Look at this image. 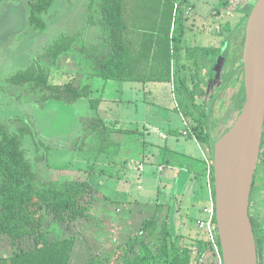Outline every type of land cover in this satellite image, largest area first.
Here are the masks:
<instances>
[{
	"label": "trees",
	"instance_id": "obj_1",
	"mask_svg": "<svg viewBox=\"0 0 264 264\" xmlns=\"http://www.w3.org/2000/svg\"><path fill=\"white\" fill-rule=\"evenodd\" d=\"M5 1L11 0H0V3ZM94 1L91 0L90 9H93ZM54 2L28 1V22L34 29L42 32L48 29L45 14ZM185 2L154 0L152 11L143 8L140 13L145 19H142L143 23L138 21L141 24L138 29L146 31L148 38L143 48L135 51L126 34L128 29L137 26L126 18L133 15L134 19L137 14L133 5L140 3L134 0H102V33L97 45L87 47L88 38L82 34H62L29 67L8 78V82L28 86L35 93H41L38 99L41 107L52 99L73 104L82 98H89L91 108L98 109L101 99L92 97L90 84H83L85 75L106 80H149L153 78L150 77L152 75L148 77V72L152 74L158 71L157 80L172 82L176 95L183 99L180 104L187 107L186 115L193 120V125H189L190 135L201 143L213 145L210 134L212 126L209 124L208 127L210 114L197 109L200 107L197 100H204L207 89L206 82L199 80L197 74L201 56L193 53L189 58L192 63L181 62ZM153 15L155 17L152 19ZM228 40H224V44ZM244 42L245 37L242 49ZM201 50L207 59L218 54L215 47ZM71 51L78 54L76 76L63 83L52 84L51 63L59 65ZM147 59L159 63V69L155 71L154 68L147 73L144 69H133L142 63L145 65ZM81 123V145L99 152L118 153L120 145H123L119 134L134 133L95 115L81 116ZM27 134L36 135L29 125L20 126L17 132H10L6 125L0 124V234L8 235L12 243L26 240L31 243L29 249L16 251L8 257L0 256V264H213L216 259L223 264L219 234L216 243L208 236L206 242H200L197 258L190 246L177 247L170 226L172 207L165 213L162 203L153 215L143 220L141 232L119 245L116 253L109 255L106 261L93 249L85 251V240L76 226L83 220L91 221L93 203L99 191L88 180L57 181L36 171L23 148ZM43 159L37 157V160ZM211 159V184L215 196L213 154ZM46 216L52 217L49 224ZM57 225L71 232V235L53 237L51 233ZM155 236L158 241L153 245L149 239Z\"/></svg>",
	"mask_w": 264,
	"mask_h": 264
},
{
	"label": "rangeland",
	"instance_id": "obj_2",
	"mask_svg": "<svg viewBox=\"0 0 264 264\" xmlns=\"http://www.w3.org/2000/svg\"><path fill=\"white\" fill-rule=\"evenodd\" d=\"M28 1L11 0L0 3V124L6 125L10 132H17L22 125H29L35 131L36 135L34 137L31 134L25 136L23 148L34 169L46 178L57 181L85 180L84 175L91 172L92 168L88 166L89 169L84 170L85 165L83 166V162L79 160L77 153L83 155L86 150L91 148L86 145L83 147L81 145L82 141L77 135L79 131L83 130L81 115L92 114L87 113L85 108V103L89 105L90 100L85 99L83 104H78L81 101L78 100L73 103L76 105L49 100L44 107H41L38 102L41 93H35L28 86L12 85L8 82V78L19 70L29 67L62 34H82L88 38V41H86L87 47L91 46L92 48L97 45L102 33V0H95L93 9L89 7L91 0H55L52 8L45 14L48 21V29L45 32L36 30L29 24ZM134 1L140 3V5H133L137 15L134 19L133 15L126 19L132 24H136L134 26H137V28H140L139 25L141 24L138 23H143L142 19H145L140 12L143 8H149L152 11L154 0ZM258 2L259 0H189V3L195 8L194 11L184 4L185 16L187 17L185 20L186 28L193 25L195 18L200 19L196 23L197 31H199V26L202 33L213 28L212 32L210 31L213 39L212 43L209 44L214 45V47L218 46L216 48L218 54L209 56V59H207L205 53H200L201 80L206 82L207 89L204 100L199 101V98L197 100V104L200 105L197 109L211 114L208 127L213 122V132L217 136L223 135L224 125L231 114L242 108L244 104V69L243 65L240 64L243 56L242 41L245 37L248 17ZM224 4L226 6H223ZM208 12L211 13L209 17H207ZM154 17L153 15L152 19ZM188 30L191 29L188 28ZM232 30L235 32H232ZM227 38L229 40L224 44L223 41ZM78 40L83 41L81 38H78ZM209 40L211 39L208 38L206 42ZM78 68V54L71 51L62 58L59 65L51 63L50 82L52 84L63 83L71 79L72 76H76ZM85 77L88 76L85 75ZM159 87L162 89L163 98H168L169 102H161L157 96L149 97L150 102L162 111H164L166 105L169 106L166 108L171 109L165 111L167 116H173L175 126L183 132L187 125H185V121L180 117V112L176 109L177 97L175 91L171 92L169 82L162 83ZM124 114H128V112L125 111ZM184 117L192 126V119ZM141 137L140 142L143 145L144 137ZM194 138V136L181 133L178 142L176 136L170 134L168 141L161 138L158 140V144L178 145V150H184L187 147V150L191 151L192 149L199 152L198 144L194 141ZM51 146H53L54 152L51 151ZM92 150L94 151V149ZM50 155H55V158L50 160ZM38 156L44 157V159L37 160ZM53 166L57 168L63 166L67 170L55 171ZM97 171H99V168L94 172ZM258 175L256 178L259 177ZM181 177L182 175L179 176L178 183L171 184V188H169L174 197L172 215L173 213L175 215L173 223L170 222V226L173 234L177 236V247H184V243L191 244V239L199 240L201 243L206 242L208 239V235L197 225L200 218L197 212L201 210V205L197 203L199 198L198 188L196 185L192 186L191 183L190 186ZM167 191L168 189L161 191L159 198L160 203L164 205L165 213L168 212L169 204L165 200L168 194ZM194 198L195 201H193ZM103 200L104 197L98 192L93 203L91 221L83 220L76 227L81 230L85 240H83L86 245L85 251L93 249L106 261L107 257L115 254L118 246L124 244L128 238L116 234L110 237L108 230L103 228L106 223L105 219L109 220V218H105V214L100 210L103 205L101 201ZM46 217L47 224H49L52 217ZM110 220L114 221L113 219ZM51 225L53 224L51 223ZM135 230L132 236L141 232L142 226H138ZM70 233L65 228L57 225L51 235L59 238L67 237L71 235ZM104 240L107 241L110 248L101 242ZM149 241L156 245L158 238L155 236ZM30 247L31 243L27 240L12 243L8 235L0 234V256L8 257L16 251L26 250ZM199 247L200 243H195V247L192 248L195 258L198 256ZM213 264H221L220 259H216Z\"/></svg>",
	"mask_w": 264,
	"mask_h": 264
},
{
	"label": "crops",
	"instance_id": "obj_3",
	"mask_svg": "<svg viewBox=\"0 0 264 264\" xmlns=\"http://www.w3.org/2000/svg\"><path fill=\"white\" fill-rule=\"evenodd\" d=\"M206 3L208 2L206 1ZM185 4L192 11L195 10L194 6L189 3V0H186ZM209 15L211 13L208 12L207 17ZM199 20L198 18L194 19L193 25L188 27L191 30L186 28L185 22V33L181 44L182 63H192L191 59H189L190 54L195 53L199 56L202 52L201 49L214 47V45L209 44L212 43L213 35L211 32L213 28L209 31L205 30V33H202L199 26L200 32L197 31L196 23ZM126 36L129 44L133 45L135 51L142 49L144 44L147 43L148 34L144 30L131 27L128 29ZM208 38L211 40L206 42ZM215 48H218V46ZM158 64L153 60L149 61L147 59L145 65L142 63L141 66L133 69H144L147 73L148 71H153L154 68L157 71L159 69ZM201 71L200 67H198L197 74L199 75V80H201ZM126 74L130 75L129 73ZM149 75H152L150 77L153 79L106 80L98 76L84 78V84H90L92 88V97L101 99L98 109H92L90 101L89 105L85 103L87 113L100 116L107 123H113L118 128L134 132L131 134H119L123 145H120L118 153L99 152L92 149L86 150L83 155L77 153L80 158L79 160L83 162V166L85 165L84 170L92 168L91 172H87L84 175L85 180L94 184L98 188L100 195L104 197V200L101 201L103 205L100 207V210L105 214V218H109V220L105 219L106 223L103 228L108 230L110 237L116 234L123 238H131L133 232L136 231L135 229L140 225L142 226L143 220L154 214L160 204L161 191L165 189H168L166 192L168 194L165 197V200L169 202L168 208L170 206L173 208L174 197L169 188H171V184L179 182V176L181 175L187 184L189 183L190 185L191 183L192 186L196 185L198 188L199 198L197 199V203L201 205V210H198L197 213L200 216L202 209L208 206L212 199L215 200L211 184L212 145L208 144V142H199L194 135V141L198 144L199 152L192 149L191 151L187 150V147L184 150H178V145L158 144V140L161 138L168 141L170 134L175 135L176 140L179 142V135L189 129L184 117H187V108L183 104H180L183 99H180L177 94L176 109L180 112V117L185 121V125H187L182 132L181 129L175 126L174 117L167 116V112L165 111L171 109L166 108L169 106L166 105L164 111H162L160 108L157 109L155 105L153 106L149 100V97L157 96L161 102H169L168 98V100L163 98V94H161L162 89L159 87L160 84L168 81L157 80V77H159L158 71L152 74L148 72V77ZM169 83L171 85V92L173 93V83ZM85 99L89 98L80 99L81 101L78 104H83ZM125 111L128 114H124ZM187 123L189 124V122ZM210 126H214V123L211 122ZM82 133L83 130L78 132V138ZM210 134L213 141V127ZM187 135H190V133ZM141 136L144 137L145 141L143 145L140 142ZM51 148V151L54 152L53 146ZM54 158L55 155H50V160ZM59 167L53 166V170H67L63 166ZM97 168H99V171L94 172ZM193 201H195V198ZM174 216L173 213L171 224L173 223ZM176 238L177 236L175 235V245ZM101 242L110 248L106 240ZM190 242L191 244L189 245L184 243V246L193 248L195 247V243H200L199 240L193 239Z\"/></svg>",
	"mask_w": 264,
	"mask_h": 264
},
{
	"label": "water",
	"instance_id": "obj_4",
	"mask_svg": "<svg viewBox=\"0 0 264 264\" xmlns=\"http://www.w3.org/2000/svg\"><path fill=\"white\" fill-rule=\"evenodd\" d=\"M240 64L244 119L212 141L217 228L223 264H258L250 209L264 130V0L248 17Z\"/></svg>",
	"mask_w": 264,
	"mask_h": 264
},
{
	"label": "flooded vegetation",
	"instance_id": "obj_5",
	"mask_svg": "<svg viewBox=\"0 0 264 264\" xmlns=\"http://www.w3.org/2000/svg\"><path fill=\"white\" fill-rule=\"evenodd\" d=\"M257 174H259L258 178H256ZM250 213L256 236L258 264H264V131L260 159L252 187Z\"/></svg>",
	"mask_w": 264,
	"mask_h": 264
},
{
	"label": "built area",
	"instance_id": "obj_6",
	"mask_svg": "<svg viewBox=\"0 0 264 264\" xmlns=\"http://www.w3.org/2000/svg\"><path fill=\"white\" fill-rule=\"evenodd\" d=\"M189 128V124L186 122ZM185 134L190 133V130H185ZM142 169V168H141ZM217 212H216V202L214 199L211 203L202 209V215L197 221L198 227L203 230L213 243L217 242Z\"/></svg>",
	"mask_w": 264,
	"mask_h": 264
},
{
	"label": "bare ground",
	"instance_id": "obj_7",
	"mask_svg": "<svg viewBox=\"0 0 264 264\" xmlns=\"http://www.w3.org/2000/svg\"><path fill=\"white\" fill-rule=\"evenodd\" d=\"M243 113L242 108L235 110L230 118L228 119L227 123L224 125V134L228 133L230 129L235 128L243 121ZM214 141L217 142L220 139V136H217L215 132H213Z\"/></svg>",
	"mask_w": 264,
	"mask_h": 264
}]
</instances>
